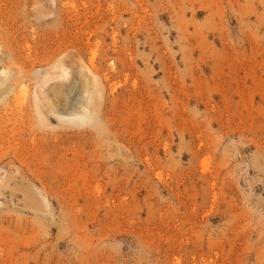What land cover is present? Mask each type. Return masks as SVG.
<instances>
[{"label":"rangeland","instance_id":"374dc122","mask_svg":"<svg viewBox=\"0 0 264 264\" xmlns=\"http://www.w3.org/2000/svg\"><path fill=\"white\" fill-rule=\"evenodd\" d=\"M0 46V264H264V0H0Z\"/></svg>","mask_w":264,"mask_h":264},{"label":"bare ground","instance_id":"6f19581e","mask_svg":"<svg viewBox=\"0 0 264 264\" xmlns=\"http://www.w3.org/2000/svg\"><path fill=\"white\" fill-rule=\"evenodd\" d=\"M0 50H1V46H0ZM4 59H0V98H3L2 96L5 95V93L7 94L9 92V90L11 89V87L13 86V84L16 83L17 81V77L15 78L16 74L12 71H14L13 67H11V69H7L5 67V65L3 66L1 64V62L3 61ZM4 63V62H3ZM13 69V70H12ZM12 70V71H11ZM17 72V71H16ZM18 76V74H17ZM88 79V78H87ZM89 82V80L87 81ZM87 90V89H86ZM85 101V99H84ZM1 102V101H0ZM87 106H89V100L86 102V104H83L81 106L82 110L80 111V113L85 114V110L87 108ZM75 107V106H74ZM73 107V108H74ZM69 109H65L64 108V112L67 111L68 112ZM71 111V110H70ZM56 112V110H55ZM65 112V113H67ZM57 113V112H56ZM76 114V113H75ZM70 115V114H69Z\"/></svg>","mask_w":264,"mask_h":264}]
</instances>
